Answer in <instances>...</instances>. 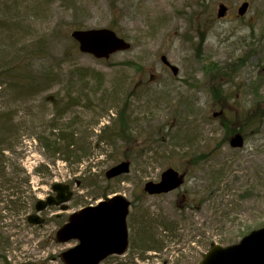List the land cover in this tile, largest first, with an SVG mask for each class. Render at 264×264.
<instances>
[{"label":"rangeland","instance_id":"obj_1","mask_svg":"<svg viewBox=\"0 0 264 264\" xmlns=\"http://www.w3.org/2000/svg\"><path fill=\"white\" fill-rule=\"evenodd\" d=\"M245 1L250 8L239 17L238 9ZM220 4L228 7L223 19L217 18ZM16 13L18 30L4 40L17 39L12 53L18 50L28 55L29 68H21L30 75V70L52 65L61 78L35 96L0 94V117L12 118L17 127L16 135L0 137V146L7 149L0 153V160H7L5 177L13 182L18 177L20 194L27 190L23 181L29 177L28 184L41 196L52 184L67 183L74 197L62 215L119 194L132 202L133 224L141 218L177 227L175 234L163 240L158 232L161 250L144 253L145 260L136 256L134 264H199L212 245L236 244L264 227V125L260 134L245 138L243 149H233L232 137L220 118L214 117L221 109L210 88L211 79L229 73L227 66L238 60L244 65L239 74L223 78L230 81L222 87L232 99L230 115L237 113L234 108L239 102L251 103L253 96L245 88L260 89L258 95L264 102V0H18L12 15ZM105 28L127 40L131 49L108 60L78 51L72 31ZM75 48L78 53L72 55ZM9 56H1L0 61ZM162 56L178 68L177 76L162 64ZM3 66L0 63V80L2 73L6 75ZM78 68L100 74L101 89L75 75ZM85 83H89L86 88ZM70 84L75 85V93L96 95L69 105V111L57 117L56 112L65 107L58 110L60 101L48 103L45 95L60 93L59 99H64ZM238 85L244 88L235 100L231 93ZM125 106L130 140L120 136L115 144L110 139L101 141L98 136L107 125L121 134L118 115ZM56 119L60 126L68 124L77 131L78 146L86 155L81 165L53 156L39 143L40 132ZM125 161L131 162L130 174L107 180L106 172ZM169 168L185 174V185L166 195L145 194L144 184L158 181ZM48 174L50 179L42 178ZM0 187V227L9 239L8 251L0 252V264H34L75 245L74 241L69 245L53 241L62 222L55 216L41 230L19 221L17 230L16 219L6 206L15 183ZM18 209L29 212L22 204Z\"/></svg>","mask_w":264,"mask_h":264},{"label":"trees","instance_id":"obj_2","mask_svg":"<svg viewBox=\"0 0 264 264\" xmlns=\"http://www.w3.org/2000/svg\"><path fill=\"white\" fill-rule=\"evenodd\" d=\"M0 12L2 16H0V57L5 55H10L5 60L2 59L0 63H4L5 67L4 69H1L2 71L6 72V75L2 73L3 79L0 80V94L4 92H10L14 97L15 96H35L40 92H44L45 89H47L50 86V83H57L59 81L60 75L56 74L55 68L52 67V65H48L45 67H42L40 71H33L30 70V75L24 71V68H21V66H27L28 64V55H25L22 51L18 53V50H15L14 53H12L13 50H11L14 46V44L17 42V39H11V41L4 40V38L9 34H12L14 30H18V13L15 15H12V12L18 8V0H0ZM16 9H13L15 8ZM22 27V26H21ZM23 28V27H22ZM20 30V29H19ZM5 34V36H4ZM7 36V39H8ZM77 48L74 49L73 54H77ZM31 57V56H30ZM39 57V56H37ZM37 57H31V58H37ZM30 61V59H29ZM232 65H228L229 73L226 71V69L223 68V72H225L220 78L214 79V77L211 79L212 82L216 85L211 86V93L213 95V99L216 102V106H218L220 111L222 112V115H220L218 118H220V123L222 126H224L225 132H228L229 138L232 137V135L236 132L242 134L245 138L248 136H251L252 134H260L262 126L264 125V102L260 101V97L258 93L260 92V89L255 88V86H251L250 88L245 90L249 92L251 96H253V99L251 100V103L243 104L241 105L239 102V105H237L234 110H237V113L234 116H231L230 114L233 112V110H230L231 98L229 97L230 94L223 89L222 87H225L230 81L227 78H232L233 74L235 72H238L242 69L244 65H241L238 60H235ZM212 68L217 72L218 68L215 64H211ZM28 67V66H27ZM29 68V67H28ZM262 70H264V66L261 67ZM1 71V72H2ZM74 74H78L79 77L82 80H92L91 82H94L96 89H101L103 86L102 76L95 72L92 69H76L74 71ZM72 77V76H71ZM214 79V80H213ZM235 77L233 78L234 82ZM30 81V82H29ZM5 86V88L2 89V87ZM89 85V83H85V88ZM75 85L69 86V89L67 91V96L64 99H59L61 94H47L45 95L46 102H52L53 100L60 101L57 103L59 108H64L62 111L56 112L57 117H61L65 114V112L69 111V105L72 107L73 105H78L82 100H84L88 96L96 95L95 93H75L74 92ZM243 86L238 85L236 87V92H232L231 95L234 96L235 100L238 98V94L243 90ZM2 89V90H1ZM77 95H73V93ZM73 96V97H72ZM67 102V103H63ZM79 102V103H78ZM233 104V103H232ZM234 105V104H233ZM126 109L127 106L124 107L123 111H121L118 115V122L121 129V134L119 131H115V129L112 131L111 126L107 125L106 127L102 128L100 135L98 136L101 141L106 140L112 144H115V138L120 136H124L125 140H130L131 136L126 134V128L130 126L131 122L129 120V117L126 115ZM227 118L228 121L225 119ZM56 119L54 121V125H51V127L46 128L45 131H41L38 137V141L41 144V146L44 148V150H47L49 153H51L53 156H61L65 162L71 163L75 162L78 165H81L82 159L86 156L85 153H82V149L78 146L77 143V131L73 130L70 125H62L58 124ZM227 121V122H225ZM11 122V123H10ZM114 125H117L115 123ZM50 126V125H49ZM9 131L7 133H2L5 131ZM13 130L15 132H13ZM131 129H128L130 131ZM17 127L12 125V118H9L8 116L4 118V116L0 117V137L3 136H10V135H16ZM52 131V132H51ZM110 132V133H109ZM10 133V134H9ZM126 134V135H125ZM107 137L105 138V136ZM6 148H2L0 146V153L6 152ZM24 156V153H22ZM75 160H71L74 159ZM1 159V158H0ZM198 158L194 159L197 160ZM7 160H0V185H7L10 187L15 183V188L13 193L8 197L6 201V206L10 213H12L13 210V202L10 199L11 196L15 197L16 193V185L18 182L16 179L18 177H15V182H13L12 179H8L4 176ZM4 171V172H3ZM18 173V171H16ZM10 174H7V176ZM15 175V174H14ZM4 180V181H3ZM28 181L24 180L23 182L26 184L27 190L28 188ZM2 188V187H0ZM20 187H18V200L23 199V196L27 193L26 191H23V194H20L19 192ZM20 195V198H19ZM186 209V206H185ZM183 210V208H182ZM132 215H130L128 226L130 229V254L133 252L135 254V257L137 256L138 259L145 260L147 257H145L143 254L146 252H155L161 250V246L163 245L162 240L165 237H171L173 234L177 232V227L175 225L168 226L166 224H163L161 222L152 223L149 219H143L141 221V218H138V224L135 225L132 222L131 219ZM170 231V232H169ZM158 232L162 234V240H160L158 236ZM170 233V236H164L165 234ZM6 243L3 246L4 252L8 251L9 247V239H7ZM155 242V243H154ZM134 257V260H135ZM1 258L6 261V257L4 255H1ZM134 260L131 261L132 264H134ZM128 262V261H127ZM127 262L122 261V263L118 264H127Z\"/></svg>","mask_w":264,"mask_h":264},{"label":"water","instance_id":"obj_3","mask_svg":"<svg viewBox=\"0 0 264 264\" xmlns=\"http://www.w3.org/2000/svg\"><path fill=\"white\" fill-rule=\"evenodd\" d=\"M249 6L248 2L243 3L238 15L245 16ZM227 11V6L220 4L218 18H224ZM71 36L78 43L81 53L92 55L98 60H108L112 55L131 49L129 42L106 28L75 30ZM161 61L175 76L179 74L178 68L171 65L166 56H162ZM230 145L234 149H241L245 139L238 134L231 139ZM130 170L131 163L122 162L109 169L106 178H119L128 175ZM184 177V174L169 168L161 174L159 182H147L144 191L150 196L169 194L183 186ZM53 189L56 197L49 198L46 203L40 201L37 205L39 211L47 206H59L71 201L73 192L69 185L55 184ZM130 207L131 203L118 195L72 214L70 221L56 234L58 243L78 242L77 246L62 254L64 263L101 264L109 256L124 255L129 248L127 218ZM36 219L32 221L30 218V221L39 224L41 221ZM199 264H264V227L252 231L237 244L226 247L213 245Z\"/></svg>","mask_w":264,"mask_h":264},{"label":"flooded vegetation","instance_id":"obj_4","mask_svg":"<svg viewBox=\"0 0 264 264\" xmlns=\"http://www.w3.org/2000/svg\"><path fill=\"white\" fill-rule=\"evenodd\" d=\"M34 178V177H33ZM42 178H47L50 179V174L46 175V176H42ZM16 181L18 182V178L16 179ZM28 183H31V177H29V181ZM67 184V183H65ZM54 184H52L50 186V188H48V193L45 194L44 196L38 195V193H36V191H33V189L37 190L36 187L28 185V190L27 193L23 196V199H19L18 200V184L16 187V193L15 197L11 196L10 199L13 202V210H12V215L14 216V218L16 219V224H17V230H18V221L25 224L27 227L29 228H37V230H41L43 229V227H45L46 225L52 223L54 221V216L57 220H61L62 222L60 223L59 229L62 228L65 224H67L70 221V215H62L60 213H66L68 212V204H61L59 206H47L46 208L42 209V210H38L37 209V205L40 201H42V203H46L48 201L49 198L51 197H56V192L53 189ZM23 205L24 207L29 209V212L27 214H23L20 212L21 209H18V207L20 205ZM30 218H32V221H36L38 218L41 222L39 224L36 223H32L30 221ZM0 223H1V219H0ZM57 230V231H58ZM57 231L54 233L53 235V241L55 240V242L57 243V245H69L71 242L68 243H64V244H60L57 242L56 240V234ZM129 238H130V234H129ZM7 238L4 236V233L1 230L0 227V252H4L3 246L6 243ZM70 248L63 250L59 256L57 257H52L47 258L45 260H40V261H36L34 262V264H52V262H57L59 264H65L62 258V254L64 252H66L67 250H69ZM130 250H131V246H130V241H129V248L128 251L125 255H112L109 256L108 258H106L103 262H101V264H118V263H122V261L127 262V264H132L131 261L134 260L135 254H133V252L130 254Z\"/></svg>","mask_w":264,"mask_h":264}]
</instances>
